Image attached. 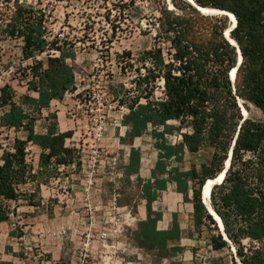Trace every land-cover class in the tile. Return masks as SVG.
Segmentation results:
<instances>
[{
  "label": "trees",
  "instance_id": "16d2710c",
  "mask_svg": "<svg viewBox=\"0 0 264 264\" xmlns=\"http://www.w3.org/2000/svg\"><path fill=\"white\" fill-rule=\"evenodd\" d=\"M147 1L158 6L159 15L153 46L139 53L145 66L137 80L140 95L118 101L128 108L122 116L126 139L131 142L149 132L157 151L145 179L139 176L140 149L131 146L128 151L124 174L135 175L145 206V218L137 221L130 238L157 260L175 257L184 249L181 238L205 230L212 250L230 248L202 202L201 188L223 170L231 149L222 181L212 186L210 205L241 264H264V0H194L202 7L229 11L236 18L230 37L239 47L242 61L234 82L229 72L236 66L237 49L224 36L227 16H205L187 0H171L174 9H168L163 0ZM134 3L128 0L122 5L129 11ZM3 31L22 39L24 58L49 48L43 20L31 11L19 8ZM72 57L60 51L57 56L49 54L45 66L37 62L27 81V91L36 96L25 93L16 99L11 86L0 87V127L25 132L24 139L13 137L8 148L0 144V225L10 218L9 202L31 198V193L21 190L29 178L46 175L51 166L71 163L74 149L65 146L70 133L60 132L55 121L45 133H37L34 123L36 113L75 89L73 69L66 62ZM157 79L163 81L161 97L154 96ZM239 98L258 109L261 118H243ZM174 132L180 141L168 142L165 135ZM28 143L40 148L37 174L26 160ZM203 148L209 149L210 156L198 168L194 164L181 167L186 153L197 154ZM171 183L183 202L192 205L193 229H181L176 212L168 228L157 227L162 212L154 210L153 203ZM244 240L257 245L246 248ZM0 264L13 262L0 260Z\"/></svg>",
  "mask_w": 264,
  "mask_h": 264
},
{
  "label": "rangeland",
  "instance_id": "374dc122",
  "mask_svg": "<svg viewBox=\"0 0 264 264\" xmlns=\"http://www.w3.org/2000/svg\"><path fill=\"white\" fill-rule=\"evenodd\" d=\"M127 1L0 0V87L11 86L16 99L25 93L36 96L27 91L32 68L37 62L45 66L46 57L57 56L60 51L73 55L66 62L75 76V89L36 113L34 123L37 133H45L53 121L60 132L70 133L65 146L74 149L71 163L51 166L46 175L38 173L29 178L21 190L31 193V198L9 202L12 213L0 225V260L16 264L25 257L24 247L30 245L36 250L27 256L28 264H39L37 250H44L51 263L77 264L83 247L88 249L87 264H169L179 258L176 255L157 260L130 238L145 206L135 175L124 174L128 151L131 146L140 149L142 179L149 177L157 151L149 132L131 142L126 139L122 116L128 109L117 102L140 95L137 80L144 74L145 66L139 53L153 46L159 11L156 4L147 0H135L128 11L129 7L122 5ZM163 1L168 9H174L171 0ZM19 8L41 17L46 28L49 48L29 58L22 55V39L3 31ZM203 15L224 17L220 13ZM226 23L229 26V19ZM162 47L166 50L168 44ZM154 96H162L160 79L156 80ZM239 100L246 117L261 118L258 109ZM168 124L177 126L178 122ZM15 136L24 139L25 132L0 127L1 147L8 148ZM165 139L171 143L180 141L177 132L166 134ZM39 153V147L27 144L26 160L35 174ZM209 156V149L204 148L197 154L186 153L181 167L187 169L194 164L198 168ZM158 201L164 210L186 211L170 185ZM208 233H195L194 239L188 241L181 254L185 264H239L231 247L212 250L207 245ZM251 244L257 245L243 241L246 248Z\"/></svg>",
  "mask_w": 264,
  "mask_h": 264
},
{
  "label": "crops",
  "instance_id": "0c3cea01",
  "mask_svg": "<svg viewBox=\"0 0 264 264\" xmlns=\"http://www.w3.org/2000/svg\"><path fill=\"white\" fill-rule=\"evenodd\" d=\"M170 185V188L174 190V184L171 183V184H168V187ZM167 187V189H168ZM175 192V190H174ZM177 193V192H175ZM180 198H181V201L183 203V205L186 207V211H182L180 209H172L170 211H167V210H164L163 207L161 208L159 206V204H161L159 201L157 202V200L153 203V209L154 210H159L162 212V216H161V219L158 221L157 223V227L159 229H166L170 226L171 224V219H172V213H177V220L179 222V225H180V228L183 229V230H186V229H193V226L191 224V213H192V205L191 203H186V202H183L182 200V195L177 193ZM159 200V198H158ZM165 206V205H164ZM141 219H144L145 218V208H143L141 210ZM140 220V219H139ZM184 222V224H182ZM188 227V228H187ZM194 236H195V233L193 234L192 238H188V237H183L180 239V245L184 247L183 251L181 253H178L177 255H179V258H177L175 261H168L169 264H185V261L186 259H184L185 257L183 255H181L184 251H186V244L188 243L189 240L191 239H194ZM187 241V242H186ZM107 264H109L107 262ZM115 264H132L131 262H115ZM207 264H210V262H208Z\"/></svg>",
  "mask_w": 264,
  "mask_h": 264
},
{
  "label": "water",
  "instance_id": "95a60500",
  "mask_svg": "<svg viewBox=\"0 0 264 264\" xmlns=\"http://www.w3.org/2000/svg\"><path fill=\"white\" fill-rule=\"evenodd\" d=\"M189 2H190L192 5H194V6L197 8V10H199L200 12L203 13V11H202V10H203V7H202V6H199L197 3L194 2V0H189ZM220 11L223 12V13H220V14H223V15H225V16H227V17L229 16L228 14L231 13V12L226 11V10H220ZM231 15L234 16L233 13H231ZM234 17H235V16H234ZM235 26H236V18H235V22L232 23L231 26H230L229 28H227V30L224 31V36L226 37V39H227L232 45H234V46L236 47V49H237V62H236V66H235L234 68H232V70H230V72H229V78H230V80H231L232 82H234L235 72H236L238 66L240 65V63H241V61H242V55H241L240 49H239V47L237 46L236 42H235L233 39H231V37H230V31H231ZM238 104H239V106H240V108H241V111H242V114H243V118H246V115L244 114V112H243V110H242V109H243V106L241 105V102H240L239 99H238ZM231 153H232V151H231V149H230L229 154H228V158H227V160H226L225 163H224V168H223V170L217 175V177H219V181H215V182L213 183V185H215V184H219V183L222 181V179H223V177H224V174H225V172H226V170H227V168L229 167V164H230ZM213 179L216 180L217 178L215 177V178H213ZM206 181H207V180H206ZM206 181H205V183H206ZM202 190H203V186H202V188H201V199H202V202L204 203V205L206 206L208 212L210 213V215L213 217V219H214L215 222L217 223V226H218V228H219V230H220V232H221V235L223 236V239H225V240L231 245V248H232L233 246H232V244L229 242V240H228V238H227V236H226V234H225V232H224L223 224H222V221H221L220 217L215 213V211L212 209V207H211V205H210V197H209L208 203L206 204L205 201H204V199L202 198ZM216 217L218 218V221H217ZM232 250L235 252L234 247L232 248ZM237 262H238L239 264H241V262H240L238 259H237Z\"/></svg>",
  "mask_w": 264,
  "mask_h": 264
},
{
  "label": "built area",
  "instance_id": "2783aa9c",
  "mask_svg": "<svg viewBox=\"0 0 264 264\" xmlns=\"http://www.w3.org/2000/svg\"><path fill=\"white\" fill-rule=\"evenodd\" d=\"M161 83H163V81H161ZM117 104H119V102H117ZM120 105H123V104H120ZM123 106H125V105H123ZM11 213H12V211L10 212L9 215H11ZM85 245H87V244H85ZM35 250L36 249L34 248L33 245L25 246L24 247L25 257H22L19 260H17L16 264H28L26 261L27 260L26 258L29 254H32ZM87 251H88L87 247H83L81 250H79V253H78L79 263H77V264H87V257H88ZM36 252H37L36 258L38 259L39 264H57V263H51V261L49 259H47V255H46L44 250H37ZM234 254H235V252H234ZM10 261H12V260H10Z\"/></svg>",
  "mask_w": 264,
  "mask_h": 264
},
{
  "label": "bare ground",
  "instance_id": "6f19581e",
  "mask_svg": "<svg viewBox=\"0 0 264 264\" xmlns=\"http://www.w3.org/2000/svg\"><path fill=\"white\" fill-rule=\"evenodd\" d=\"M187 1L189 2V0H187ZM202 11H203L204 14L205 13H211V14L212 13H223L222 11H220V9L209 8V7H203V10ZM228 15H229L228 16V19H229V26H228V28H229L231 26V24L235 22V17L233 15H231V13H229ZM226 30H227V28H226ZM242 110H243L244 114L247 115L246 110L244 108ZM216 178H217L216 180H214V179H207L206 183H204V185H203L202 198L204 199V201H205L206 204L208 203V200H209V197H210V193H211V189H212L213 183L215 181H219V177H216ZM216 219L218 221V218L217 217H216Z\"/></svg>",
  "mask_w": 264,
  "mask_h": 264
}]
</instances>
